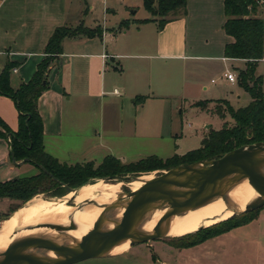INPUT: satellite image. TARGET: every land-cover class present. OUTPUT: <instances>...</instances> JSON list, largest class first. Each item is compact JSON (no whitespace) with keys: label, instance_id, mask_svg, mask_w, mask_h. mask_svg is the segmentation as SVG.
Returning <instances> with one entry per match:
<instances>
[{"label":"crops","instance_id":"1","mask_svg":"<svg viewBox=\"0 0 264 264\" xmlns=\"http://www.w3.org/2000/svg\"><path fill=\"white\" fill-rule=\"evenodd\" d=\"M83 1H0V70L6 61L16 63L10 73L14 87L31 78L55 28L80 22L89 28L117 26L101 37L62 41L63 51L47 75L49 87L38 99L43 145L50 155L74 161L69 164H99L108 155L133 162L158 153V140L173 134L165 128L164 103L174 96L170 90L192 106L199 100L231 105L227 95H218L205 83V73L215 65L221 72L229 66L245 68L246 60L224 56L225 44L233 41L222 27L224 0H187L186 15L161 29L156 20L134 22L153 18L142 0L141 5L139 0ZM121 20L130 24L119 31ZM137 95L146 99L135 104ZM17 116L14 102L0 95V119L10 131L17 130ZM0 133V182L23 177L24 163L11 160L9 135L2 125ZM254 221H264V215ZM257 228L261 233L259 224ZM252 241L261 248L259 238Z\"/></svg>","mask_w":264,"mask_h":264},{"label":"trees","instance_id":"2","mask_svg":"<svg viewBox=\"0 0 264 264\" xmlns=\"http://www.w3.org/2000/svg\"><path fill=\"white\" fill-rule=\"evenodd\" d=\"M142 1L144 9L153 18L136 20L134 21L136 24L156 20L158 28L161 29L167 22L187 13V0ZM223 3L226 20L222 27L226 35L233 38V41L225 44L224 56L246 60L245 68L238 71L237 84L249 94L251 100L246 106L239 108H233L226 100H217L225 105L233 124L224 122L219 130L209 128L201 141V146L182 155L174 154L166 159L149 155L133 162H122L108 155L99 164L92 161L67 164L45 151L43 122L38 111V99L49 87L48 70L62 53V41L65 38L74 37L77 33L86 37H100V33L94 34L87 28H72L67 25L55 28L44 47V57L37 64L35 72L28 81L21 82L16 87L12 86L10 79L11 70L16 63L6 61L0 70V95L14 102L18 113V126L16 131H10L1 119L0 125L11 139L9 143L11 160L21 162L26 159L24 163L33 164L38 168L36 174L0 182V198L19 201L16 206H11L9 212L16 211L38 194L50 193V196H61L66 193L64 186L77 188L100 178L136 177L137 174L144 172L168 170L201 160L217 159L233 149L264 142V78L256 75L258 61L264 58V0H224ZM129 24L128 20H121L118 30L127 29ZM145 99L146 96L137 95L133 98V102L141 104ZM206 103L207 100H199L193 105L204 107ZM215 111L220 117H224L219 106H216ZM258 212L255 217H251L243 224L256 219ZM246 214L247 212L243 213V215ZM232 219L234 217L225 222L215 223L212 228ZM238 225L241 224L231 225L224 231L231 230ZM205 230L200 229L194 233L164 238H174V240L192 238L193 240L184 246V248H189L207 239L208 235L197 237ZM215 233L218 232L213 234Z\"/></svg>","mask_w":264,"mask_h":264},{"label":"rangeland","instance_id":"3","mask_svg":"<svg viewBox=\"0 0 264 264\" xmlns=\"http://www.w3.org/2000/svg\"><path fill=\"white\" fill-rule=\"evenodd\" d=\"M81 1L84 3L83 0ZM83 3L82 6L86 7V5L84 6ZM139 3L141 5V0H139ZM115 17L116 16H113V20L117 18ZM71 27L87 28L92 30L94 34L100 33L101 36H103L105 31L115 32V29L117 28V26L114 28L112 26L105 27L104 25H95L89 28L84 26L82 22L78 23L76 26ZM76 36L84 35L77 33ZM227 69H230L231 71L234 70V73H236L237 76L238 71L241 70L239 67H235L233 69L231 66L227 67ZM227 69H225L224 72ZM224 72H221V70H219V67L215 65L212 70L205 73V83L212 90L216 89L219 93L218 95H227L226 97L230 101L233 108L246 106L251 100L249 94L245 92L241 87H239L237 82L231 83L229 81H226V79L223 77ZM256 73L257 75H261L264 78V61L258 63ZM210 79H213V81L210 82ZM159 89L161 90V88H158V91H160ZM170 93L174 96L168 98L164 103L166 105L165 128L166 131L167 129L169 130V128H171L173 130V134L172 136H164L162 140H158L156 150H154L158 151V153H154V155L156 154V156L162 159L171 157L174 154L182 155L187 151L199 148L201 146L203 137H205L208 132V129H221L225 120L228 124H233L232 119L230 118L227 110L221 102L219 103V107L224 113V118L220 117L215 111V108L217 106L216 101H212L213 103L211 104L207 103L206 107L192 106L190 103H188V101L182 100L180 96H177L175 90H170ZM238 95H240V97H237ZM169 108L171 109V111L169 110ZM130 119L132 120V116H130ZM151 150L152 149L150 148L149 151ZM143 157L145 156H142V158ZM65 162L67 164L74 163L73 160L72 162ZM163 171L154 170L150 172H144L141 174H137L136 178L143 176L142 178H144L145 180L146 178L150 180L153 177L161 174ZM37 172L38 168L36 166L30 163H24L23 167H21L20 176H30L36 174ZM97 180H103L105 183L108 182V184L120 183L118 192L119 194L131 191V189L128 187L129 181L127 180L111 181L100 178L86 184L93 183ZM98 184L96 182L94 184L87 185L85 188H83V193H86L88 191L90 192L92 190V187ZM130 186H132V191L138 189L137 187H135L134 182L131 183ZM79 187H77V189ZM66 193H64L63 196L67 195ZM61 196H50V193L38 194L34 196L32 200L43 201L41 198H50L47 199L48 201H43L46 202L49 207L46 205H36L33 207H38L41 209L44 208V210L48 212V214H51V216L52 214H54L55 217H58L53 218V220H65L67 223H70L72 221L75 222V219L79 218V214L72 213V210L69 206L62 205L57 209L56 205L53 204V202H55L53 198L59 199L62 198ZM78 197H75L74 203ZM94 198H100L96 194V192H93L91 195H89V198L87 200H91ZM127 199V196L120 197L121 202ZM18 203L19 201L16 200L0 198V229H8L21 233L23 231H28L37 227V224L39 222L25 224L22 223V216L32 207L20 212L16 220L14 219L15 211L11 213L9 212V209L11 208V206H16ZM74 203L71 202L68 204L71 206H75ZM79 207L80 206H78V208ZM64 209L69 210V213L65 216H62V214H64ZM257 212L258 215L260 214V217H263L264 206L259 209L250 210L246 215H243V213L237 214L233 216L234 219L228 221L227 223L217 225L213 228L212 226H214V224L201 228L202 230H205L211 227L207 231L205 230L197 236L203 237L204 235H208L207 239L203 243L198 244L199 246L195 245L189 247L190 249L184 248V246L185 244L193 240L192 238H181L175 240L174 238H158L144 243L135 244L131 246L127 251L119 255L88 258L74 264H264V250L261 249L264 248V221H260L259 223H257L256 221L252 222V220L251 223L249 222L250 224L247 223L248 225L243 224L245 221L251 219V217H255ZM6 214L8 215L5 217ZM220 222H225V220ZM235 224L241 225H238L231 230L224 231L229 226ZM258 224L261 233H257ZM214 232L218 233L213 234ZM256 237L259 238L262 244L261 248H259V246L254 241H252V239H255Z\"/></svg>","mask_w":264,"mask_h":264},{"label":"water","instance_id":"4","mask_svg":"<svg viewBox=\"0 0 264 264\" xmlns=\"http://www.w3.org/2000/svg\"><path fill=\"white\" fill-rule=\"evenodd\" d=\"M12 161L16 163L14 159ZM25 161L26 159L19 163ZM263 164L264 142H259L233 149L217 159L201 160L164 170L156 177L144 180L138 190L120 193L115 203L103 207L106 211H110L119 206L121 196L128 198L125 200L127 202L120 220L114 222L111 229H101L102 223L106 220L104 213H102L94 222L92 229L82 236L74 246L58 245L42 237L26 238L17 243L9 244L0 252V264H74L88 258L114 256L109 253L110 249L123 241L129 240L131 247L135 244L158 239L159 227L164 221L172 215H181L191 208L207 204L214 196L221 194V190L233 181L230 179L233 175L239 178H247L259 196L249 203L244 210L233 212L228 218L259 209L264 206V173L261 171ZM136 177H109L104 180L124 181L131 179L132 181L137 179ZM64 187L66 194L75 192L80 188ZM74 199L75 196H72L66 201L67 203H74ZM86 204H94V202L85 201L80 204L79 208ZM159 208H166L167 210L156 221L152 233H139L133 229L148 211ZM53 226L57 229H63L60 225ZM69 229H73V227ZM29 247L50 250L60 258L42 261L35 256L23 253Z\"/></svg>","mask_w":264,"mask_h":264},{"label":"bare ground","instance_id":"5","mask_svg":"<svg viewBox=\"0 0 264 264\" xmlns=\"http://www.w3.org/2000/svg\"><path fill=\"white\" fill-rule=\"evenodd\" d=\"M261 171L264 173V164L261 165ZM142 177L143 176L132 180L129 182L128 186L134 182L135 187L138 189L141 188L143 181L145 180ZM230 179L233 181L221 190V194L214 196L207 204L191 208L183 212L181 215H172L168 220L164 221L159 227L160 232L158 237H177L194 233L200 230L202 227L210 226L221 220H224L225 218H228L233 212H240L244 210V208L249 203L258 198L259 195L249 184L247 178H239L233 175ZM146 180H148V178H146ZM96 182L97 184H101L92 187L90 192L88 191L83 193V188ZM119 186L120 183L108 184V182L105 183L103 180H97L93 183L83 185L75 192H70L62 198H53L55 200L53 204L56 205L57 209L62 205H66L71 208L72 213L79 214V218H76L75 222L72 221L70 223H67L65 220H53V218L58 217H55L54 214L51 216V214H48L44 208L41 209L38 207H33L36 205H46L49 207V205L43 201H48L47 199L50 198H41L43 201L32 200L33 198L30 199L28 202H26V204L14 212V219L16 220L20 212L32 207L22 216V223L25 224L39 222L37 227L28 231H23L21 233L8 229H0V252H2L11 243H17L23 239L32 237L46 238L58 245L74 246L80 241L82 236L87 234L92 229L94 222L101 216L102 213H104V218L106 220L102 223L101 229H111L114 226V222L120 220L127 201L120 202L117 208H114L110 211H106L103 207L105 205H111L118 200ZM93 192H96L100 198L87 200L89 195H91ZM72 196H79L74 203L75 206L69 205L66 201ZM85 200L92 201L94 204H86L82 208H78V206L84 203L83 201ZM166 210V208H159L148 211L142 217V219L137 222L133 229L139 233H152L156 221L164 212H166ZM63 213L64 214H62V216H65L69 213V210L64 209ZM52 225H60L63 227V229L54 228ZM71 227H73V229H69ZM129 242V240H126L115 245L110 249L109 253L112 255L124 253L130 248ZM23 253L35 256L42 261L58 260L60 258L54 252L42 248L29 247L25 249Z\"/></svg>","mask_w":264,"mask_h":264},{"label":"built area","instance_id":"6","mask_svg":"<svg viewBox=\"0 0 264 264\" xmlns=\"http://www.w3.org/2000/svg\"><path fill=\"white\" fill-rule=\"evenodd\" d=\"M223 77L230 82H236L237 81V75L234 74L233 72H231L230 70H226L223 73ZM10 141H11L10 136H8V142L10 143Z\"/></svg>","mask_w":264,"mask_h":264},{"label":"flooded vegetation","instance_id":"7","mask_svg":"<svg viewBox=\"0 0 264 264\" xmlns=\"http://www.w3.org/2000/svg\"><path fill=\"white\" fill-rule=\"evenodd\" d=\"M130 185H131V184H130ZM128 187L132 189V186H128ZM118 192H119V190H118ZM62 196H63V195H62ZM62 196H61V197H62ZM72 203H73V202H72Z\"/></svg>","mask_w":264,"mask_h":264}]
</instances>
